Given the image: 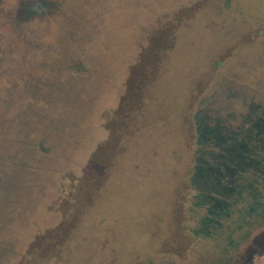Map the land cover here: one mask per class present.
<instances>
[{
	"label": "rangeland",
	"instance_id": "374dc122",
	"mask_svg": "<svg viewBox=\"0 0 264 264\" xmlns=\"http://www.w3.org/2000/svg\"><path fill=\"white\" fill-rule=\"evenodd\" d=\"M44 1L0 0V69L12 65L18 75L23 64L29 65L30 86L40 80L57 88H49L50 102L59 94L61 107L53 103L47 114H62L75 141L52 139L63 155L86 164L84 147L106 136L103 112L118 109L132 75L125 59L132 62L136 50H145L144 64H154L149 70L156 84L142 101L134 100L132 87L131 108L136 112L142 104L138 109L145 112L127 116L126 154L114 156L104 178L99 166V193L89 204L82 196L87 175L80 170L69 179L80 176L77 201L49 206L39 202L51 195L53 173L42 178L48 187L30 194L18 185L32 174L23 169L2 174L0 168V187L8 197L30 200L19 206L0 201V264H201L202 254L213 256L212 240L186 234V219L198 227L204 214L198 208L187 217L188 198L203 194L202 201L208 196L221 203L218 193L225 186L216 184L218 175L232 169L230 160L236 167L238 158L257 162V149L264 145V133L259 135L264 130V0ZM45 3H52L47 10L53 17L27 21L23 7L40 9ZM58 9L68 16L57 18ZM158 17L165 21L155 23ZM35 36L43 37V46ZM76 50L79 57L87 54L84 67L95 75L72 74ZM47 64L57 70L49 74ZM109 77L113 91L102 82ZM50 160L47 164L62 165ZM61 220L73 233L66 240L68 234L57 231L59 240H53ZM44 226L50 227V240L45 235L31 244ZM249 233L232 264H264V223ZM163 237H168L165 244Z\"/></svg>",
	"mask_w": 264,
	"mask_h": 264
},
{
	"label": "trees",
	"instance_id": "16d2710c",
	"mask_svg": "<svg viewBox=\"0 0 264 264\" xmlns=\"http://www.w3.org/2000/svg\"><path fill=\"white\" fill-rule=\"evenodd\" d=\"M52 3H45L43 4L40 9L41 11L33 10V8L26 7V12L28 14L29 10H33L32 14L29 13L27 21H29V17L33 16V14L39 15H50L52 13H49L47 8ZM180 12V11H176ZM175 12V13H176ZM63 12L59 11V9L55 12V15H57V18H66L68 15L64 13L65 17L61 15ZM24 13V15H27ZM167 14V13H166ZM165 14V15H166ZM174 14V12H173ZM183 14V13H182ZM106 15V14H105ZM164 15V14H163ZM168 16V15H166ZM53 17V16H51ZM172 17V15L170 16ZM189 18V16H188ZM170 20V19H169ZM165 21L164 17H161V19L158 17L155 20L156 22ZM37 28V27H36ZM43 29V28H42ZM46 29V28H45ZM45 29L43 31H45ZM43 33V32H42ZM44 34V33H43ZM38 37V39H37ZM36 41L43 46L44 39L41 36H35ZM91 42V41H90ZM48 44V43H47ZM37 45V44H36ZM55 49L62 53V48L59 45V43L54 44ZM90 46V43L87 44L86 47H83V51L86 53L88 48ZM47 47V46H46ZM77 51V50H76ZM79 51V49H78ZM78 51L76 52V61L72 62L70 65L72 74L78 75L82 72L87 73L88 75H95V70H90L89 68L84 67V59L87 58V54L79 57ZM145 51V50H144ZM136 50L133 53V56L131 58L132 62H128V57L125 59V66L130 68L129 75L132 72V75L130 79H128V90H124L121 97H120V104L118 105V109L115 111H109V109L105 110L103 112L104 115V122L102 124V128L104 132H106V136L101 140L95 142L92 144V147H84L85 150L88 151V161L82 164V162L79 161L78 158L74 157H66L59 151L53 142V138L56 135L59 136H65V142L64 144H70L75 143V141L72 138L71 132L69 129L71 128L72 124H69L68 121L63 118L62 114L55 115L58 118H53L51 115L47 114V107L49 105H54L55 103L59 106L61 104V100L58 99L59 94L56 96H53L55 100H52L50 102L51 96L49 92V88L52 86L57 90V88L53 85L49 86L48 81H37L36 87L30 86V83H32L31 80V73L29 72L31 70V66L29 65H22V69L18 72V75L15 74L16 70L13 71L12 65H4L0 69V168L3 169L2 174L8 173H14L17 170L23 169L26 170L27 173L29 172L32 174L31 179H27L25 182L18 185V189L21 191H26L31 193H35L37 189H43L44 187H48L46 181H44V176L46 173L51 172L54 174L56 182L54 183H48L49 186H51V195L47 198H45L43 201L39 202L40 204H48L49 206H52L53 204H62L63 203H74V201H77V189L79 188L78 180H80V176L74 177L71 182H69V179L71 178L70 175L77 174L78 171H82V175L86 174L88 182L83 183L84 184V190L82 192V196L85 198V202L89 204V202L94 199L95 195L97 196V175L99 176V166L101 167L102 172H100L101 177H105L109 175L110 172V166L113 167L114 163V156L120 155V154H126L125 151L127 148V141H125V136L127 134V124H129L127 119V116L129 114L133 115H141L143 114V111L145 112V109H142L141 111L138 109L142 104L139 105L138 108L132 109L133 101H131V93L132 87H135V99L134 100H140L142 101V96L144 97L145 93H152L154 92V86H155V78L154 80V74L151 73V67L154 66L150 64H144V53ZM83 54V53H82ZM43 56H45L43 54ZM72 57L75 56V54L71 55ZM135 60V62H134ZM139 63L144 64L142 68H135V65H139ZM18 66V65H17ZM18 68V67H17ZM45 68L49 74H51L53 71H56L57 68L54 64H47L45 65ZM59 69V68H58ZM140 70L139 74L137 75L135 73V70ZM150 69V70H149ZM97 71V70H96ZM56 75V74H55ZM109 75H113V72ZM51 77V75H49ZM48 74L46 77H49ZM55 78V76H52ZM113 77V76H112ZM112 77L108 78V81H102L103 84H110V88H107L109 91H113L114 88V79ZM33 78V77H32ZM153 82V83H152ZM121 85H124V81L121 82ZM66 95H68L66 93ZM130 97V99H129ZM54 103V104H53ZM61 107V105H60ZM137 107V106H136ZM146 106H144L145 108ZM107 108V107H106ZM138 110V111H137ZM130 112V113H129ZM63 124H62V123ZM65 122V124H64ZM113 124H116V126L113 127ZM94 129L96 128V120L92 123ZM61 127V128H60ZM63 127L66 128L63 133ZM53 135V136H52ZM17 146H22L23 151L18 149ZM257 153L263 154V148L257 149ZM33 154H32V153ZM234 150H229L228 156L230 158H233ZM32 156L30 157V155ZM99 155L101 157L99 158ZM49 159L51 160H59L62 162L61 164H47L49 162ZM238 165L239 167H236L237 165L235 163H232V169L231 170H225V173L223 175L219 174L216 184L224 185L225 188L223 192H216L218 193V198L222 199V202H225L227 204H231L234 202L236 198L239 197L237 194L238 190L241 191L242 187L246 184L248 188H244L243 196L242 198H248V195L252 198L253 194L250 195V192L248 193V190H252L249 185L250 183L257 186L258 190L261 191V188L264 185V179L262 178L263 174L261 173V165H259L260 169L257 170L253 166H249L243 163L240 158H238ZM50 160V161H51ZM58 161V162H59ZM231 161V160H230ZM249 161V159H248ZM68 163V167H64V163ZM65 163V164H66ZM85 164V165H84ZM235 166V167H233ZM112 169V168H111ZM250 169V170H249ZM249 172V173H247ZM234 173H238L237 177H234ZM244 174V175H243ZM81 175V176H82ZM220 179L223 180L220 182ZM259 179L260 183H257L256 180ZM195 178L190 179V184L194 182ZM87 186H86V185ZM262 186V187H261ZM105 186H101L99 190H102ZM69 190V191H68ZM207 191V190H206ZM254 191V190H253ZM67 195L70 196L68 197ZM203 195L199 197H196L193 200L191 198H188V205H185L187 210L186 216L189 217V213L192 212L194 214V211L198 208H202L200 211L204 210V214L198 219L199 224L198 227H192L190 224H188V221L190 218L186 219V234H191L194 237H207L212 240L211 244H214L213 256H207L205 257L204 254H200V261L201 264H232L236 254L240 251L241 245L246 241L247 237L249 236V232H246L249 224L251 223V219L255 218L254 211H251L249 209V203L256 198L262 197L264 199V196L258 195L255 198L253 197L251 201L247 204L244 199H237L236 205L234 207L241 211L244 209V214H241L240 212L237 213L234 217L233 215H226L224 214V211H221V208L225 207L217 206V203L212 202L210 197L205 198V200H201ZM70 198V199H69ZM68 199V200H67ZM4 200L3 203H9L10 205L13 204L15 206H19L22 202H28L30 201L24 197H21L18 201L8 197V194H6V191L4 188L0 187V201ZM2 202V201H1ZM216 205V206H215ZM64 206V205H63ZM71 206V204H70ZM81 207V206H80ZM75 207H71L69 210L70 212L74 210ZM227 211V210H226ZM225 211V212H226ZM198 212V211H197ZM235 212V211H234ZM233 212V213H234ZM232 213V212H231ZM196 214V213H195ZM258 215V213H256ZM197 216V215H195ZM193 220V216H190ZM211 219L213 218L216 221H219L222 226L218 227V223L214 222L212 223L209 220L205 219ZM195 219V218H194ZM62 222H59L55 227V234L53 240H59L56 235H58V232H63L65 234H68L67 230L70 228L64 220H61ZM257 225H262L264 221L257 220ZM61 224V225H60ZM240 226V227H239ZM239 227V228H238ZM256 227V226H255ZM44 228V229H43ZM251 228V227H250ZM44 231H39L35 235H32L31 244L36 243L40 238L47 236L46 239H49L50 236V227L44 226L42 227ZM57 229V230H56ZM53 230V229H52ZM253 229H251L250 232H252ZM242 235L243 242L239 244L238 241H240V238H234L236 235ZM73 231L69 233L66 236V240L68 237L72 235ZM164 244L168 241V237H163ZM242 239V238H241ZM35 241V242H34ZM232 241V242H231ZM235 243V246H234ZM228 249L227 251L231 250V254L228 255H222L223 249ZM226 251V250H225Z\"/></svg>",
	"mask_w": 264,
	"mask_h": 264
},
{
	"label": "flooded vegetation",
	"instance_id": "af4514ba",
	"mask_svg": "<svg viewBox=\"0 0 264 264\" xmlns=\"http://www.w3.org/2000/svg\"><path fill=\"white\" fill-rule=\"evenodd\" d=\"M43 2H45L44 0H42ZM27 7V6H26ZM26 7H23V14L24 13H26L27 14V12H26ZM29 8H33V10H37V11H41V9H39V8H37V6H34V7H31V6H28ZM33 10H29L28 11V14L27 15H24L26 18H28V15H29V13L30 14H32V12H33ZM36 18H38V16H36V14H33V16H31V18L29 17V22H34V20L36 19ZM200 121H202V118L200 119ZM262 133H264V130L261 132V133H259V135L260 134H262ZM262 148H263V154H260L259 152L257 153L256 152V154H257V157H258V161L257 162H252L250 159H249V161H246V165H249V166H253L255 169H257V170H259L260 169V167H259V165H261V173L263 174V176H262V178L264 179V145H262ZM231 162H232V160H231ZM227 170H229V168L227 169ZM256 180V179H255ZM257 181V183H260V181H259V179H257L256 180ZM243 187H245V188H248L247 186H246V184L243 186ZM242 187V189H241V191L240 190H238V192H237V194L239 195V197L238 198H236L235 200H234V202L233 203H231V204H227V203H225V202H221V203H217V206H224L225 207V209L224 208H221V211L223 212L224 211V214H226V215H233V217L237 214V213H241V214H244V210H245V206H244V209H242L241 211H239L238 209H236L235 207H234V205L233 204H235L236 205V200L237 199H239V198H241V199H244V201H246L247 202V204L249 203V201H251V199L254 197H256V196H258V195H261V196H264V185H263V187L261 188V191L260 190H258L257 188V186H255L254 184H252V183H250V185H249V187L252 189V190H248V193L250 192V195L251 194H253V196H252V198L248 195V198H242V196H243V191H244V188ZM254 190V191H253ZM203 195V194H202ZM242 195V196H241ZM208 197V196H207ZM249 209H251V211H254V216H255V218H252L250 221H251V223L249 224V226L251 227H248V229H247V231L246 232H250L251 231V229H254L255 228V226L257 225L256 224V222H258L257 220H260V221H264V199L262 198V197H258L257 199L255 198L253 201H252V203L250 202L249 203ZM216 206V205H215ZM227 210V211H226ZM226 211V212H225ZM235 211V212H234ZM232 212V213H231ZM234 212V213H233ZM256 213H258V215H256ZM206 220H209V221H211L212 223H214V222H217L218 223V227L219 226H222V224L219 222V221H216V220H214L213 218H211V219H205L204 220V222H206ZM240 227V226H239ZM238 227V228H239ZM243 235H242V232H241V235H236L234 238H240V241H238L239 242V244H241L242 242H243ZM242 238V239H241ZM232 242V241H231ZM214 244L212 243V249L211 250H213L214 249ZM234 246H235V243H234ZM226 250V251H225ZM228 249L226 248H224L223 249V254L222 255H228L229 253L231 254V250H229V251H227ZM213 253L215 254V252L213 251Z\"/></svg>",
	"mask_w": 264,
	"mask_h": 264
}]
</instances>
